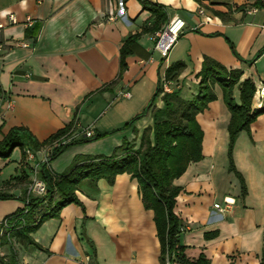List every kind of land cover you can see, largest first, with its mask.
I'll return each mask as SVG.
<instances>
[{"label":"crops","instance_id":"1","mask_svg":"<svg viewBox=\"0 0 264 264\" xmlns=\"http://www.w3.org/2000/svg\"><path fill=\"white\" fill-rule=\"evenodd\" d=\"M152 1L166 6L169 21L180 16L186 22L168 58L162 59L155 50L154 34L142 35L134 53L127 56L122 80L85 100L116 79L124 40L151 24V12L139 0H0V138L13 127L23 126L43 141L74 119L77 138L88 130L114 131L72 145L47 162L51 170L62 173L79 154L110 155L125 139L139 145L143 131L154 123L152 109L145 110L160 77L176 61L186 63L180 77L187 97L197 92L196 75L206 57L228 69H241V80L249 78L263 87L264 6L247 12L258 0ZM28 17L32 27L25 24ZM123 90H130L132 96H122ZM215 91L217 99L197 116L204 131V158L174 181L182 188L175 207L183 220L180 243L187 247L190 259L204 253L210 264H260L264 113L252 123L251 132L242 131L236 141L234 160L247 186L242 196L240 179L229 170L231 112L222 88L216 85ZM234 96L240 100L238 85ZM163 105L160 95L155 106ZM263 105L264 98L255 99V108ZM142 112L143 117L124 128ZM43 149L33 152L31 160H22L19 148L10 158H0V190L14 196L0 199V219L25 206L29 183L14 178L39 166ZM77 194L82 205L66 206L60 217L46 220L32 233L40 247L15 244L20 264H161L154 211L146 209L137 179L124 173L113 183L86 181ZM225 197L235 200L231 209L215 208ZM209 232L217 235L206 238ZM10 253L8 244H0L1 256Z\"/></svg>","mask_w":264,"mask_h":264},{"label":"trees","instance_id":"2","mask_svg":"<svg viewBox=\"0 0 264 264\" xmlns=\"http://www.w3.org/2000/svg\"><path fill=\"white\" fill-rule=\"evenodd\" d=\"M139 1L145 10L151 12V24H144L140 32L132 34L124 40L120 50L118 76L111 83L88 94L85 100L96 93L109 91L118 84L128 69L127 56L134 53L133 48L138 44L140 37L147 33L155 34L162 30L169 21L165 5L152 0ZM196 1L202 2V0ZM215 13L221 18H225L223 12L216 11ZM214 34H218V32ZM231 47L234 50L232 42ZM185 69L184 61L172 63L166 70V79L178 81ZM242 75L241 69H228L218 61L206 57L202 69L196 75L199 79L197 92L189 97L183 95L181 89L163 93L160 77L156 92L145 110L152 109L154 123L152 127L143 131L139 145L135 140L125 139L110 155L79 154L74 158L69 168L62 173L51 170L46 162L40 163L39 176L46 182L48 192L45 196L33 194L28 196L27 188L24 198L25 206L4 217L8 220L10 227L2 232V239L4 244L10 246L11 253L9 256L0 255V264H20L15 244L40 247L33 239L32 233L36 232L46 220L60 217L66 206L70 204L82 205L77 192L84 182L96 184L100 179H106L113 183L119 174L124 173L137 179L139 192L146 209L154 211V220L161 243V264H166L167 258L171 262L177 260L183 264H210V259L204 253H201L197 259H190L186 254L187 247L180 243L183 220L176 213L175 207L182 188L177 186L174 181L181 177L192 163L199 162L204 158V131L197 116L208 108L210 102L217 99L215 87L219 85L223 90L224 101L231 112L229 170L240 179L242 196L247 194L245 179L235 164L234 150L239 134L242 131L251 132L252 123L264 113V105L255 108L257 85L249 78L241 80ZM237 85L240 89L239 101L234 96ZM160 95L164 102L163 107L155 106ZM144 115L145 112L136 115L124 128L133 125ZM75 127L74 119L69 125L43 141H40L26 127H13L0 138V158H10L14 150L19 148L22 151V160H26L28 151L35 152L59 142L60 144L54 148L49 160L54 161L72 145L95 141L114 132L98 133L92 137L84 135L63 144L61 141L64 138L68 139L75 131ZM31 176L32 172L14 179L26 180L30 183ZM10 198H14V196L0 190V199ZM216 235V232H209L206 233V238ZM12 238L15 239L14 242ZM260 264H264V253Z\"/></svg>","mask_w":264,"mask_h":264},{"label":"built area","instance_id":"3","mask_svg":"<svg viewBox=\"0 0 264 264\" xmlns=\"http://www.w3.org/2000/svg\"><path fill=\"white\" fill-rule=\"evenodd\" d=\"M260 6H264V0H258L257 4H253L250 7H247V12L249 13L255 12L259 9ZM9 17L13 22H17V19L14 14H10ZM33 23L34 22L31 17H28L25 22L27 27H32ZM1 27L2 25H0V28ZM185 27H186L185 20L180 16H175L165 25V27L162 30L154 34L155 50L160 54L162 59L166 60L168 58L172 48L175 46L179 37L184 32ZM24 46H27V44H24ZM161 82L163 85V93L172 92L174 90V83L173 81L166 79V74H163L161 76ZM121 95L129 98L132 96V92L130 90H123ZM258 97L264 98V85L263 87L257 86L255 99ZM94 135L95 133L92 130H88L85 133L86 137H92ZM77 137L78 136H76L73 132L72 135L68 139L64 138L61 142L64 144V143L69 142L71 139L77 138ZM59 144H60L59 142H55L51 146L44 147L43 149L44 161L43 162H46V163L49 162L54 152V148L58 146ZM28 158L30 160L34 159L33 152L28 151ZM39 170H40V165L32 169V176H31L32 179L28 185V196L31 194L36 195V196H45L48 192L46 182L42 180L39 176ZM234 203H235V200L233 198L225 197L222 203L221 202L215 203L214 206L215 208H218L221 211H227L231 209ZM9 227L10 225L7 219L5 218L0 219L1 234L2 232H4L5 229H8ZM87 259H90V258L88 257ZM166 264H183V263L177 260H173V262H171L170 259L167 258Z\"/></svg>","mask_w":264,"mask_h":264},{"label":"rangeland","instance_id":"4","mask_svg":"<svg viewBox=\"0 0 264 264\" xmlns=\"http://www.w3.org/2000/svg\"><path fill=\"white\" fill-rule=\"evenodd\" d=\"M173 83H174V89H176V90L181 89L182 90V94L185 95L186 97L188 96L187 92L184 91V87H183V83H182L181 77L178 79V81H173ZM256 100L259 101V100H261V98L258 97V98H256ZM12 241L14 242L15 239L12 238ZM3 243H4V241L2 239V234L0 232V244H3Z\"/></svg>","mask_w":264,"mask_h":264}]
</instances>
